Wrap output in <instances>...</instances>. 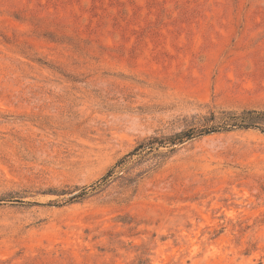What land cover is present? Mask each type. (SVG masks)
<instances>
[{"label": "rangeland", "instance_id": "obj_1", "mask_svg": "<svg viewBox=\"0 0 264 264\" xmlns=\"http://www.w3.org/2000/svg\"><path fill=\"white\" fill-rule=\"evenodd\" d=\"M244 110L264 111V0H0V264H264L260 132L116 168Z\"/></svg>", "mask_w": 264, "mask_h": 264}, {"label": "trees", "instance_id": "obj_2", "mask_svg": "<svg viewBox=\"0 0 264 264\" xmlns=\"http://www.w3.org/2000/svg\"><path fill=\"white\" fill-rule=\"evenodd\" d=\"M258 131L264 135V111L258 110H244L242 112L224 111L219 116L212 114L204 120V123L199 129H189L177 133L173 136L168 137H152L148 140L141 142L137 147L130 152L127 156L122 158L116 164V168H122L129 158H133L137 155H143L147 150L153 149L154 147H171L172 151L175 147H179L186 142L192 141L196 138L218 134V133H229L233 131ZM110 170L104 179H108L114 172ZM71 195L66 201L67 203H75L86 200L89 197L88 188H75L74 191H62L58 195ZM56 204V203H53Z\"/></svg>", "mask_w": 264, "mask_h": 264}]
</instances>
